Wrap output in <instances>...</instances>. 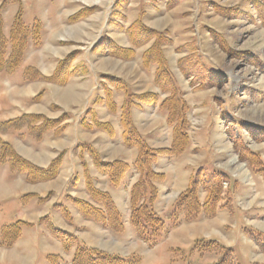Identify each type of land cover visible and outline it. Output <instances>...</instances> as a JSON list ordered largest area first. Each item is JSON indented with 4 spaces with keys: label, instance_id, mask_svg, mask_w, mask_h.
<instances>
[{
    "label": "rangeland",
    "instance_id": "1",
    "mask_svg": "<svg viewBox=\"0 0 264 264\" xmlns=\"http://www.w3.org/2000/svg\"><path fill=\"white\" fill-rule=\"evenodd\" d=\"M3 1H6L2 10L3 32L6 36L20 7L21 19L27 26L37 20L44 32L52 24L60 27L65 35L70 30L76 35L73 39L56 42L55 46L59 48L55 52L53 49L50 51L53 55L58 53L57 56L66 55L73 48L80 51L73 64L77 69L76 78L67 86L72 92L77 91V108L67 111L70 115L68 125L71 126V136L77 137V142L80 141L81 131L79 119L84 115L88 101L100 91L104 75L120 76L131 83L135 91H141L146 83L144 72L140 70V55L146 46L138 48L136 57L131 61L94 53L93 46L103 37L128 44L125 30L140 12L147 26L168 31L172 43L165 47V54L191 107L189 133L192 146L185 162L201 164L208 170L217 165L234 171L236 180L242 178V204L246 200L253 202L246 208L244 215L238 211L237 203H231L236 225L234 232L237 231V234L230 237V241L233 239L234 242L228 248L208 251V247H213L209 240L221 244L209 237L199 236L195 241L186 239L187 246L177 247L174 233H168V224L171 223L164 219L167 233L150 247L139 242L133 246L129 257H138L136 264H264V253L256 246L251 248L249 244L255 242L252 235L264 234V141L255 140L246 131L251 126L264 128V68L261 66L264 65V24L256 15L254 0H0V5ZM216 5L231 9L234 16L218 13L215 11ZM76 11H84V16L76 23H69L68 17ZM117 25H121V30ZM213 32L222 35L229 47L242 54L233 57L226 54L213 37ZM190 53L213 69L211 79L222 81L219 86L202 90L190 86L189 80L182 76L177 66L178 59ZM25 69L24 63H21L12 73H0V103L13 84L11 75L21 73L22 76ZM65 88L51 87L44 93L42 104L47 105L55 100L69 105L74 94L68 90L65 94ZM115 96L120 101L122 93H116ZM8 104H4L5 107ZM3 114L5 111L0 113V134H3L0 136L3 140H18L23 153L34 151L41 155L40 162L45 161L47 156L40 141H35L32 138L34 135L25 127L15 130L11 124L3 125ZM142 117L147 128L156 126V142L168 145L170 128L164 116L152 106L144 111ZM231 133L240 135L248 148L259 154L262 160L260 167L240 161L232 149ZM71 157H67L64 172L56 179L59 183H67L65 190H70L69 183L77 175ZM12 175L8 163L0 161V231L3 226L23 218L25 211L38 212L53 208L54 204L51 206V203L57 197L56 193L48 190L47 182L32 185L26 182L24 172ZM26 194L35 196L26 197ZM56 202L73 208L63 194L59 195ZM244 216L249 221L244 220ZM178 237L185 240L183 235ZM31 246L33 248H29V253L26 251L31 257L28 262L17 260L7 263L0 259V264H49L41 253V244ZM68 259L69 256H64L59 263L68 264Z\"/></svg>",
    "mask_w": 264,
    "mask_h": 264
},
{
    "label": "trees",
    "instance_id": "2",
    "mask_svg": "<svg viewBox=\"0 0 264 264\" xmlns=\"http://www.w3.org/2000/svg\"><path fill=\"white\" fill-rule=\"evenodd\" d=\"M254 9L257 17L264 24V0H254ZM6 1L0 5V71L14 72L21 64L25 49L29 40L33 45L41 44V26L37 20L31 26H27L21 19V7L15 16L8 36L3 32L2 10ZM231 9L216 5L215 11L224 16H234ZM87 14V13H85ZM84 16V11L69 16L70 21H76ZM131 46L123 47L118 45L109 37H103L92 48L94 51L105 52L114 57L125 60L131 59L135 55V49L149 44L141 56V65L145 69L154 66V84L158 92H147L137 94L129 90L125 81L112 76H103L106 82L103 83V95L96 96L93 104H105L111 112H115L117 106L113 99L115 91L124 92V98L120 107V124L122 128L123 143L129 147L137 149V157L133 167L138 174L137 180L131 185L129 190V221L135 230L136 236L153 246L167 233L164 219L154 210V202L157 197V183L164 180V174L154 170V164L159 156L177 157L181 155L190 143L188 134L190 122L188 113L190 106L184 98V92L177 84L175 75L171 70L165 56V47L172 43V38L167 30L154 29L147 26L143 21V14L140 12L136 19L126 28ZM213 37L217 40L220 48L231 57L241 55L242 52L234 51L228 46L222 35L213 32ZM78 51H72L58 61L54 72L50 76H43L34 68H28L27 74L33 71V76L29 79L41 78L55 84H64L73 73L72 62ZM177 66L183 77L189 80V84L196 90L219 86L222 81L217 78L211 79L213 69L207 67L205 62L199 60L194 53L178 59ZM264 68V65H261ZM160 95H163L160 98ZM41 92L34 100H38ZM158 104L159 110L165 113L167 124L171 127V144L169 147L151 148L144 137L137 131L131 117V110L140 104ZM67 118L63 113L59 118L51 119L42 114H23L19 118L8 121L15 128L26 126L36 139L48 131H53L59 135L64 130L61 124ZM80 124L85 129L97 128L113 135L114 131L109 123L101 122L97 119L95 110L89 107L85 115L80 119ZM246 131L255 139L264 141V128L251 126ZM233 150L238 154L241 161L247 162L252 167H260L262 160L257 152L252 151L243 141L242 137L234 136L231 133ZM81 154L87 152L92 158L97 170L105 174L109 182L118 186L121 184L130 166L120 160L107 162L101 160L93 147L87 144H80L78 147ZM0 161L7 162L12 173H25L26 180L31 183L45 181L54 178L59 170L62 153L54 158L47 167H39L19 155L12 145L0 137ZM85 187L92 200L98 205L95 206L76 198H71L77 209L86 218L92 219L103 226L116 232L123 231V223L120 213L116 208L109 194L96 189L92 179L85 169ZM228 176L221 170L213 168L206 169L203 166L196 168L189 176L188 184L182 191L169 213V219L177 223L180 219L184 221L196 220L201 216L212 217L221 208H228L230 205L231 190L228 187ZM204 192V198L200 199V193ZM24 196H35L26 194ZM61 206V205H60ZM59 206V207H60ZM61 211L68 217L67 209L60 207ZM26 224L17 220L11 225H6L0 231V244L11 246L20 236L21 226ZM52 235L63 245L65 251H69L74 246V252L70 264H136L138 257L119 256L109 254L81 243L76 236L67 233L53 225H49ZM259 250L264 253V234L252 235ZM213 247H208V251L217 248L225 249L222 245H217L209 240ZM56 257L49 256L50 264H57Z\"/></svg>",
    "mask_w": 264,
    "mask_h": 264
},
{
    "label": "crops",
    "instance_id": "3",
    "mask_svg": "<svg viewBox=\"0 0 264 264\" xmlns=\"http://www.w3.org/2000/svg\"><path fill=\"white\" fill-rule=\"evenodd\" d=\"M75 13H77V11L72 13L71 15ZM67 20L69 23L77 22V20L70 21L69 17ZM63 24L66 25L67 23L63 22ZM117 26L121 30V25H117ZM44 30L45 32L41 28V39H40L41 44L39 46L35 47L32 41L29 40L28 45L24 52L23 60L21 62L24 63V67L26 68L25 72L22 74V76L21 73L19 74L13 73V75H11V80L13 84L8 94L6 95V98L1 100L0 113L1 112L3 113V111H5V114H3L5 116H3L2 118L4 123L3 125L5 126L7 124L13 125L12 123H8V121L19 118L23 114H42L48 118L56 119L59 118L63 113H66L67 118L63 120V122H61V124L64 125L65 127L61 134L55 135L53 131H48L45 132L40 139H35L34 137H32L35 141L37 142L40 141L41 146L42 147L44 146L43 148H45V150L43 151L44 154L47 156V159H45V161L43 162H40L42 158L41 155H39V153L36 154L34 153V151L32 153H29L28 151L23 153L20 150L21 143L18 142V140L10 141V142L7 141L12 145L14 150L19 155H21L22 157H24L25 159H27L28 161L32 162L33 164L39 167H47L54 158H56L60 153H62V161L56 176L54 178L45 181H40V182H47L48 190L56 193L57 197H54L55 200L51 203V206L54 204L53 208H49L46 211L24 212L23 218L18 219L26 223L21 226L20 236L13 242L11 246H3L0 244V259L1 260L3 259L4 262L7 263L16 262L17 260H20L23 263L28 262L31 258L30 255H28L29 248H33L31 246L32 244L38 245L39 243L41 244L42 247L41 253L44 255V257L47 260L48 257L52 255L56 257L55 261L57 260V264H60L59 260L63 259L64 256H69L68 264H70L74 252V246L68 252L65 251L62 243L52 235L49 229V225H53L67 233L73 234L74 236L77 237V239L81 243L85 244L88 247L109 254H116L119 256H129L132 253L131 251L133 249V246L135 245L137 246L139 242H142L143 244H145V242H143L136 236L135 230L129 221V215H130L129 190L131 185L137 180L138 174L136 173L133 167V163L137 157V149L135 147H129L125 145L123 143L121 136L122 128L120 124V107L123 102L124 92L115 91L113 94V99L117 106L115 112H111L107 108V106L103 103L93 104V99L96 96L103 95L102 85L103 83L106 82V80L105 78L102 77L103 79H101V87L99 89L100 91L97 92L96 95H94V97H92L90 102L88 101L84 115L89 107L93 108L95 110L97 119L101 122L109 123L114 133L113 135H110L107 132L97 128H93V129L83 128L80 124V119L84 116L83 115L79 119V126L81 128V131L79 133L80 141L77 142V137L75 138L71 136V132H72V130L70 129L71 126L70 124L68 125L70 115L67 112L77 108V91L73 90L72 92L71 88L67 86L72 82V80H74V78H76L75 75L77 69L73 64L76 58L79 56L80 51L77 50L76 48H73V50L70 51V52L78 51V54L76 55L75 59L72 62L71 67L73 73L64 84L61 85L55 84L49 81H45L41 78L29 79V77L33 76L34 73L33 71H30V73L27 74L28 68H34L43 76H50L54 72L58 61L70 53L69 52L64 56L63 55L57 56L58 53H55V55H53L50 49H53V51L55 52V49L59 48V46H55L56 42L73 39L76 37V35L72 34V30H70L71 32L67 31L68 35H65L60 31V27H56V25H52V24H49L47 26V29ZM125 35L127 37L128 44H120L117 43L115 40L114 42H116L118 45L123 47H130L131 43L126 32ZM148 45L149 44H145L143 46H146L145 47L146 49ZM138 48L135 49V55L133 58L136 57ZM92 52L101 54L102 56H110L113 58H117L123 61H131L133 59L131 58L125 60L122 58L114 57L105 52H99L94 50H92ZM142 53L140 55V67H141L140 70L144 72L143 76L146 78V83H145V87L141 91H135L132 88L131 83L127 82L120 76H115V78H120L123 81H125L128 85L129 90L137 94H142L147 92H158V89L153 81L155 67L151 66L149 69H145L142 67L141 65ZM1 72L3 71H0V73ZM174 75L177 84L181 88V85L175 73ZM107 76L114 77V75L112 74ZM53 86L66 87L67 89L65 88L64 93L66 94L67 90L71 91L74 94L73 101L69 105H64L59 101L52 100L50 101L49 104L43 105L42 100L44 98V93L45 92L47 93V91H49L50 88ZM73 87L75 88L77 86L73 85ZM40 92H41L40 98L38 100H34V97ZM116 93H122V98L120 101L119 99L116 98L115 96ZM162 97L163 95H160V98ZM184 98H185V93H184ZM7 103L9 104L5 107ZM152 106L156 108L164 116L165 123L170 128V142L168 145H161L156 142L154 136L156 135L157 128L155 125L154 126L152 125L149 128H147L142 122L143 121L142 116L144 114V111H147ZM189 113H188V119H189ZM131 117L137 131L144 137L149 147L163 148L170 146L171 127L167 124L165 113L159 110L158 104L152 105V104L142 103L139 106H135L131 110ZM21 127H25L27 129L26 126H20L18 128L11 126V128L15 130H18ZM188 134L190 137V143L187 149L185 150V152H183L181 155L177 157L159 156L154 164V170L163 173L165 176L162 182L157 183V197L153 204L154 210L163 219H166L169 221V223H171L168 224L169 227L168 233L170 234L174 233V236L176 238L175 245L177 247H185L188 245L187 240L195 241L199 236L204 238L209 237L212 240H215L216 242L220 243L225 248H228L232 246L234 242L233 239H231L232 241H230V237L237 234V231L236 233L234 232L236 225L233 221L234 212L231 210L232 208L231 203L232 204L235 203V205L237 203L238 211L240 212V214L244 215L246 213V208L252 205L253 201L246 200V202L242 204L240 200L241 193L243 192V190H241L243 189L242 187L243 184L240 183L242 178H239L240 181L236 180L234 177L235 175L233 176L234 171L229 170L227 167L225 168L214 165L216 169L223 171L229 178L228 187L231 190V195L229 201L230 205L228 208L219 209L217 213L212 217L201 216L198 219L192 221H184L181 219L180 223H177V225L176 224L174 225L173 222H170L171 219L170 220L169 218L167 219V215L171 211L172 206L175 203L178 195L185 190L188 184L190 174L196 168L202 166L201 164H191L189 162H185V160L188 157V152L192 146V139L189 130H188ZM44 136L49 137V139H45ZM230 139L232 143L233 142L232 138ZM80 144H87L93 147L94 150L98 153L101 160L103 161L112 162V161L120 160L127 163L130 166V169L128 170V172H126L121 184L118 186L112 185L109 182L107 176L105 174L100 173L97 170L89 154H87V152L81 154V150L78 148ZM232 149H233V145H232ZM67 157L68 158L71 157L73 159L72 160L73 170L77 171V175L72 177L73 179L69 183L70 190H65L66 189L65 186L67 185V183H62V182L59 183V181H57L58 180L57 178L60 176V174H62V171L64 172V168L66 167V163L68 162ZM184 163L186 165H184ZM85 169L92 179L93 186L96 189L109 194V196L111 197L112 201L114 202L116 208L120 213L121 220L123 223V231L116 232L114 230H111L110 228L103 226L101 223H98L92 219L84 217L82 213L77 209L75 204L72 202L71 198H76L85 202H89L95 206H98L92 200L91 196L86 190ZM234 169H238V167H235ZM12 174H13L12 176H16L18 173H12ZM26 182L28 181L26 180ZM28 183L33 185L38 182L35 183L28 182ZM60 194H63L65 198L70 201V203L73 205L72 206L73 208L71 207L69 208L67 204L56 202ZM203 198H204V192H201L200 199ZM59 206L65 207L67 209L66 212L68 213V217L65 216V214L63 213V211H61V208ZM244 220L249 221L246 216H244ZM31 227L33 228L31 229ZM179 235L185 236L183 237L185 240L180 239L178 237ZM249 244L252 245L251 248H253V246L258 247L255 242L254 244L251 243Z\"/></svg>",
    "mask_w": 264,
    "mask_h": 264
}]
</instances>
